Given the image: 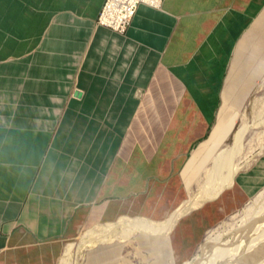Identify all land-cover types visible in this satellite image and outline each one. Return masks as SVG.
Returning <instances> with one entry per match:
<instances>
[{"label": "crops", "instance_id": "crops-1", "mask_svg": "<svg viewBox=\"0 0 264 264\" xmlns=\"http://www.w3.org/2000/svg\"><path fill=\"white\" fill-rule=\"evenodd\" d=\"M105 1L0 0V264H61L84 207L155 192L193 155L192 170L260 69L264 0L140 4L124 34L97 25ZM236 176L254 195L264 155Z\"/></svg>", "mask_w": 264, "mask_h": 264}, {"label": "rangeland", "instance_id": "rangeland-1", "mask_svg": "<svg viewBox=\"0 0 264 264\" xmlns=\"http://www.w3.org/2000/svg\"><path fill=\"white\" fill-rule=\"evenodd\" d=\"M262 35L263 32L258 33L259 38ZM257 60L261 62L260 69L250 76V87L243 91V96L233 107V111L226 105L221 109L220 120H225L220 125L225 127L221 136L214 129L215 140L212 141L210 150L198 157L200 162L189 170L190 166L186 165L193 155L180 161L171 177L158 182L155 192H149L151 188H148L146 192L125 200L110 199L84 207L80 211L84 213L80 222L75 221L74 227L62 241L65 255L61 264H187L190 261H196L195 264L264 263V183L251 196L236 180L240 171L245 167H253L264 155V51H261ZM244 126L247 127L244 139L234 149V134ZM224 132L226 136L222 140ZM220 140L219 145L215 144ZM232 151H236V156ZM222 156H230V166L232 165L235 174L221 192L207 201L215 203L211 217L208 218L205 212L207 218L204 222L209 224H204L201 230L195 231V224L184 222L179 228L182 233L175 234L174 229L179 227L180 221L175 222L172 216L174 209L184 201L202 196V192L209 187L210 174ZM107 203H124L128 209L106 212L104 208ZM197 209L200 208L195 211ZM191 222L197 225L202 219L198 216ZM169 228L173 231L167 230ZM209 234L204 249H200ZM155 237L164 239L169 248L160 252L165 256L158 257L156 250L151 252ZM178 237L184 242H180L179 246H187V251L179 252L176 248H171L176 245L172 241ZM237 242L241 244L238 245ZM218 244L225 252L215 249ZM230 248L238 252L236 258Z\"/></svg>", "mask_w": 264, "mask_h": 264}, {"label": "bare ground", "instance_id": "bare-ground-1", "mask_svg": "<svg viewBox=\"0 0 264 264\" xmlns=\"http://www.w3.org/2000/svg\"><path fill=\"white\" fill-rule=\"evenodd\" d=\"M165 36V35H164ZM231 84V83H230ZM233 87V86H232ZM231 88V87H230ZM226 92V91H225ZM229 93H230V91H229ZM226 97V96H225ZM231 98V97H230ZM246 131H247V127H241L238 131H236L235 132V134H234V149H235V146H237V145H240V143H241V141H242V139H244L243 137H244V135L246 134ZM240 148V147H239ZM238 151V150H237ZM232 152H234V151H232ZM236 152V151H235ZM235 152L233 153L234 155H235ZM240 152V151H239ZM262 152V151H261ZM223 153V152H222ZM221 153V154H222ZM217 155V154H216ZM231 155V154H230ZM236 156V155H235ZM216 157V156H215ZM219 157V156H218ZM216 158H214V160H215ZM230 156H228V157H220V159H218L217 160V162H216V165H215V167H214V171L212 172V174H210V178H209V181H208V185H209V187L208 188H206L203 192H202V196L200 197V198H197V199H192V200H190V201H187L179 210H178V212L177 213H175V215H174V220L176 221L181 215H183V214H185L188 210H190V209H195V208H197V207H199V206H201L202 204H204L205 202H207V201H209L211 198H214L219 192H221L222 190V188H224L225 186H226V184H229L230 183V179L234 176V174H235V170H233L232 168V165L230 166ZM246 162V161H245ZM251 162V161H250ZM242 164V163H241ZM242 167V166H241ZM240 167V168H241ZM239 168V167H238ZM237 168V169H238ZM242 169V168H241ZM245 169H246V167H245ZM225 172H224V171ZM223 172V173H222ZM215 181V182H214ZM230 186V185H229ZM201 193V192H200ZM262 193V192H261ZM262 195V194H261ZM195 198V197H194ZM248 208V207H247ZM251 209V208H250ZM261 209V208H260ZM246 210V209H245ZM247 212H249V211H247ZM251 213V212H250ZM255 214V213H254ZM253 213H252V215H254ZM256 215H257V213H256ZM254 217V216H253ZM256 218H257V216H256ZM125 222V221H124ZM142 222V221H141ZM141 222H138V223H141ZM171 222V221H170ZM146 224V223H145ZM138 225V224H137ZM143 225V224H142ZM174 225V224H173ZM173 225H171V227H173ZM140 226V225H139ZM144 226H146V225H144ZM144 226H143V228H144ZM140 227H142V226H140ZM142 228V229H143ZM152 228H154V227H152ZM151 228V229H152ZM135 229V228H134ZM137 229V228H136ZM141 229V230H142ZM148 229V228H147ZM158 229V228H157ZM172 228H169V229H167V230H171ZM135 231V230H134ZM144 231V230H143ZM147 231V230H146ZM145 231V232H146ZM161 231V230H160ZM95 232V231H94ZM133 232V231H132ZM139 232H141V231H139ZM144 232V233H145ZM91 233V232H90ZM134 233V232H133ZM135 233H136V231H135ZM143 233V232H142ZM146 233H148V232H146ZM86 234H88V233H86ZM212 236V235H211ZM85 237V236H84ZM88 237V236H87ZM208 237H210V234L207 236V239L201 244V246H200V249H204V245L206 244V242L208 241ZM83 240V239H82ZM121 240V239H120ZM237 241V240H236ZM239 241H241V240H239ZM98 242V241H97ZM83 243V242H82ZM98 243H100V242H98ZM229 243H231V242H228V244ZM238 243V242H237ZM97 244V243H96ZM208 244V243H207ZM210 244V243H209ZM239 244H241V242L240 243H238V245ZM77 245V244H76ZM75 245V246H76ZM219 246H218V248L216 247L215 249H220V251H224L223 249H222V247H221V245L220 244H218ZM87 246V245H86ZM226 246V245H225ZM82 248V247H81ZM232 248H230V250H231ZM258 249V248H257ZM262 249V248H261ZM239 250V249H238ZM232 251V250H231ZM208 252H209V249H208ZM207 252V253H208ZM225 252V251H224ZM234 251H232V253H233ZM205 253V252H204ZM237 251L236 252H234L233 254H234V258H236L235 257V255H237ZM232 254V255H233ZM262 254V253H261ZM201 255V254H200ZM204 255V254H203ZM205 256V255H204ZM203 256V257H204ZM67 259V258H66ZM65 260V259H64ZM69 262V261H68ZM232 262V261H231ZM242 262V261H241ZM240 262V263H241ZM263 262V261H262ZM196 263V261H190L189 263H187V264H195ZM199 263V262H198ZM249 263V262H248ZM251 263H252V261H251ZM206 264V263H205ZM241 264H244V263H241ZM254 264V263H253ZM261 264H264V263H261Z\"/></svg>", "mask_w": 264, "mask_h": 264}, {"label": "built area", "instance_id": "built-area-1", "mask_svg": "<svg viewBox=\"0 0 264 264\" xmlns=\"http://www.w3.org/2000/svg\"><path fill=\"white\" fill-rule=\"evenodd\" d=\"M162 0H106L96 23L119 34H124L140 4L160 7Z\"/></svg>", "mask_w": 264, "mask_h": 264}]
</instances>
